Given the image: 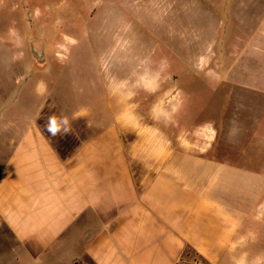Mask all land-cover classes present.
<instances>
[{"label": "crops", "instance_id": "obj_1", "mask_svg": "<svg viewBox=\"0 0 264 264\" xmlns=\"http://www.w3.org/2000/svg\"><path fill=\"white\" fill-rule=\"evenodd\" d=\"M249 50L248 75L221 82L254 103H234L232 125L176 140L139 127L130 142L126 111L64 158L38 125L47 64L24 67L0 100V264H264V50L253 64ZM88 113L63 116L110 115Z\"/></svg>", "mask_w": 264, "mask_h": 264}, {"label": "rangeland", "instance_id": "obj_2", "mask_svg": "<svg viewBox=\"0 0 264 264\" xmlns=\"http://www.w3.org/2000/svg\"><path fill=\"white\" fill-rule=\"evenodd\" d=\"M248 48L253 64L264 50V0H0V100L40 52L49 97L38 125L62 158L96 133L86 126L115 124L126 111V141L154 126L176 140L186 130H222L233 124L234 103H253L239 85L221 84L248 75ZM255 103L264 128V103ZM101 110L110 115L63 116Z\"/></svg>", "mask_w": 264, "mask_h": 264}, {"label": "water", "instance_id": "obj_3", "mask_svg": "<svg viewBox=\"0 0 264 264\" xmlns=\"http://www.w3.org/2000/svg\"><path fill=\"white\" fill-rule=\"evenodd\" d=\"M36 44H39V45H40V49H41V51H42V48H41V47H42L41 42H38V43H36ZM36 44H34V47H35ZM35 49H36V48H35ZM40 49H39V50H40ZM36 50H37V49H36ZM37 57H38V59H39L40 61L43 59V58H42V55H41L40 52H38Z\"/></svg>", "mask_w": 264, "mask_h": 264}, {"label": "trees", "instance_id": "obj_4", "mask_svg": "<svg viewBox=\"0 0 264 264\" xmlns=\"http://www.w3.org/2000/svg\"><path fill=\"white\" fill-rule=\"evenodd\" d=\"M189 253H191V252H190V251H187V253H186V257H188V258H189V255H188ZM193 254H194V253H193ZM195 257H196V256L194 255V259H195Z\"/></svg>", "mask_w": 264, "mask_h": 264}, {"label": "bare ground", "instance_id": "obj_5", "mask_svg": "<svg viewBox=\"0 0 264 264\" xmlns=\"http://www.w3.org/2000/svg\"><path fill=\"white\" fill-rule=\"evenodd\" d=\"M35 48H36L37 50H39V49H40V45H39V44H36V45H35Z\"/></svg>", "mask_w": 264, "mask_h": 264}, {"label": "clouds", "instance_id": "obj_6", "mask_svg": "<svg viewBox=\"0 0 264 264\" xmlns=\"http://www.w3.org/2000/svg\"><path fill=\"white\" fill-rule=\"evenodd\" d=\"M53 134H55V133H53Z\"/></svg>", "mask_w": 264, "mask_h": 264}]
</instances>
